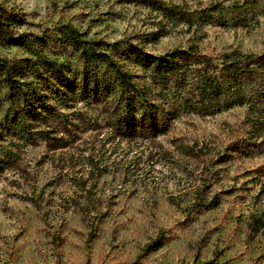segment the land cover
I'll return each instance as SVG.
<instances>
[{"label": "rangeland", "instance_id": "374dc122", "mask_svg": "<svg viewBox=\"0 0 264 264\" xmlns=\"http://www.w3.org/2000/svg\"><path fill=\"white\" fill-rule=\"evenodd\" d=\"M155 1L237 20L190 27ZM62 24L152 54H264V0H0V264H264V143L247 108L131 136L108 126L103 102L46 100L49 115L33 86L50 94ZM60 59L77 81L79 52Z\"/></svg>", "mask_w": 264, "mask_h": 264}, {"label": "trees", "instance_id": "16d2710c", "mask_svg": "<svg viewBox=\"0 0 264 264\" xmlns=\"http://www.w3.org/2000/svg\"><path fill=\"white\" fill-rule=\"evenodd\" d=\"M153 7L175 23L196 28L212 23L227 25L237 20V17H227L235 12L233 8H227L226 17L216 16L209 10H202L197 17H192L177 12L176 6H167L160 1H155ZM241 13L238 16L243 18L252 14L245 10ZM59 30L64 38V49L51 61L54 66H59L46 79L51 85L48 86L50 94L43 93L41 83L45 82L37 80V84L32 85L41 100L39 104L49 115L56 110L52 104H67L66 99L82 100L88 106L103 102L101 113L111 115V121L108 119L110 128L123 135H137L138 132L157 135L185 116H213L233 107H246L251 114L252 132L264 143V54L233 50L214 58L202 54L197 45L152 54L129 41L111 43L89 39L86 33L70 24H62ZM159 35L162 34L157 33ZM70 47L79 52L83 64V70L73 71L80 73L77 81L63 74L66 63L60 56H67ZM6 62L0 59V65H6ZM130 64L141 73L130 69ZM13 80L17 79L10 78L9 89H22L27 85L21 81L12 83ZM54 80L77 95L64 93L61 87L53 84ZM45 92L48 93L47 89ZM46 100L53 103H45ZM255 224V231L264 226L260 218Z\"/></svg>", "mask_w": 264, "mask_h": 264}]
</instances>
